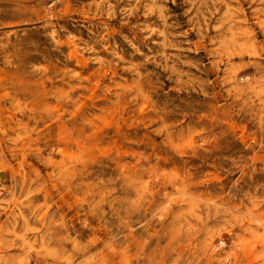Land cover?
Returning a JSON list of instances; mask_svg holds the SVG:
<instances>
[{
  "label": "rangeland",
  "instance_id": "obj_1",
  "mask_svg": "<svg viewBox=\"0 0 264 264\" xmlns=\"http://www.w3.org/2000/svg\"><path fill=\"white\" fill-rule=\"evenodd\" d=\"M0 264H264V0H0Z\"/></svg>",
  "mask_w": 264,
  "mask_h": 264
}]
</instances>
